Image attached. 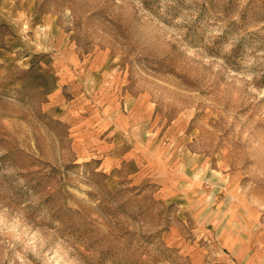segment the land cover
I'll use <instances>...</instances> for the list:
<instances>
[{
    "label": "rangeland",
    "instance_id": "rangeland-1",
    "mask_svg": "<svg viewBox=\"0 0 264 264\" xmlns=\"http://www.w3.org/2000/svg\"><path fill=\"white\" fill-rule=\"evenodd\" d=\"M0 264H264V0H0Z\"/></svg>",
    "mask_w": 264,
    "mask_h": 264
}]
</instances>
